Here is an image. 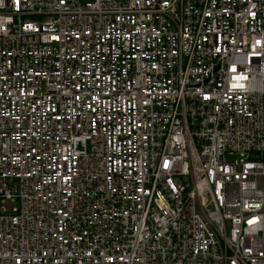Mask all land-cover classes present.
Segmentation results:
<instances>
[{
	"label": "built area",
	"instance_id": "built-area-1",
	"mask_svg": "<svg viewBox=\"0 0 264 264\" xmlns=\"http://www.w3.org/2000/svg\"><path fill=\"white\" fill-rule=\"evenodd\" d=\"M0 264H264V0H0Z\"/></svg>",
	"mask_w": 264,
	"mask_h": 264
}]
</instances>
